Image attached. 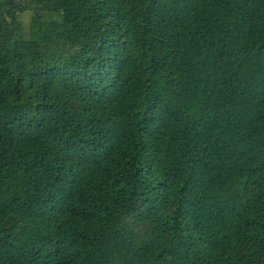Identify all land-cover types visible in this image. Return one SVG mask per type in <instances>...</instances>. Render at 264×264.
<instances>
[{
    "label": "trees",
    "instance_id": "trees-1",
    "mask_svg": "<svg viewBox=\"0 0 264 264\" xmlns=\"http://www.w3.org/2000/svg\"><path fill=\"white\" fill-rule=\"evenodd\" d=\"M0 264H264V0H0Z\"/></svg>",
    "mask_w": 264,
    "mask_h": 264
}]
</instances>
